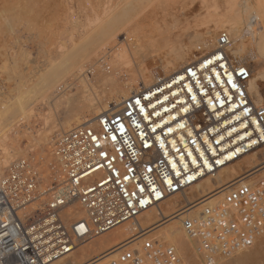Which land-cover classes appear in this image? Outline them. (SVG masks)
<instances>
[{
  "label": "built area",
  "instance_id": "built-area-1",
  "mask_svg": "<svg viewBox=\"0 0 264 264\" xmlns=\"http://www.w3.org/2000/svg\"><path fill=\"white\" fill-rule=\"evenodd\" d=\"M231 48V35L221 32L198 60L58 135V192L41 186L30 159L0 174V264H53L127 224L137 234L96 264H188L139 220L264 150V104L250 93L251 65ZM195 204L181 222L206 264L264 238V177L211 206Z\"/></svg>",
  "mask_w": 264,
  "mask_h": 264
},
{
  "label": "rangeland",
  "instance_id": "rangeland-1",
  "mask_svg": "<svg viewBox=\"0 0 264 264\" xmlns=\"http://www.w3.org/2000/svg\"><path fill=\"white\" fill-rule=\"evenodd\" d=\"M78 1H80V5L87 4L80 6ZM82 1L86 2L83 3ZM88 1L89 0H0V174L6 173L9 167L15 162L21 159H30L33 161L40 174L41 186L45 190L53 188L58 192L57 187L63 182L64 173L52 154V142L58 135L70 130V125H72L73 128L78 126L76 120L91 119L95 117L96 113L94 109H86L85 111L84 108H81L83 106V100L81 98L83 94L79 91L81 86L73 75L68 78L69 84L72 85V90L67 92L68 95H64L74 97L72 104H70L71 106L65 103L64 96H60L59 100L51 106L52 104H49L46 100L48 97L47 91H43L40 85L42 84L44 76L58 68L62 64L65 56L73 53L71 49L75 52L83 42L85 43L86 40H88L89 36L86 37L87 34L96 39V41L93 39L94 42H96L95 49L97 45L103 46H99L96 52L100 51V48L103 51L107 48V50L112 49L114 52V50L116 51L115 48L118 49L116 45H129L133 42L131 44V46L134 44L132 46L133 48L136 44L138 45V47H135L136 50L134 49L133 51L141 55V57L139 54L135 56L137 63H143V61L147 59L145 64L150 65L154 60L159 63L160 58L168 51L166 46L167 42H165V40L167 41V37L176 38V36L179 35L182 36L181 39L187 38L188 41V36L190 37L192 35V37H195L210 32L209 36L214 41L215 46L219 34L221 32H228L224 29L218 30L214 26L208 27L210 25L207 24V21L209 20L208 16L210 12H214L215 8H218V12L222 10L226 12L223 8L225 5V9L227 8L230 0L229 2H227L228 0H117V2L116 0L100 2L99 0L100 3L98 0L96 1L97 3L93 0L94 3L90 1L91 6ZM98 3L101 5L99 6ZM102 4L103 6L106 4V6L102 7ZM96 6L99 7L96 8ZM190 6L195 8L192 7V11L187 12L186 8ZM91 7H93L92 12ZM183 7L185 10H182ZM93 11H98L100 13H98V15L94 12V14ZM90 13L93 16H91ZM95 15L99 18L96 17L95 19ZM133 15L136 17H133ZM100 16L102 17V21L100 20ZM141 17H143L142 20L145 19L148 21L146 22L143 20V22L139 24ZM172 18L176 21L174 20L173 22ZM84 19H86V21L89 20L88 22L92 19L93 21H91L96 25L92 26L91 22V25H89ZM97 19L101 22H97ZM167 20H170V22ZM204 22L206 24H204ZM128 24L130 26H128ZM83 25L86 26L84 27ZM82 27L84 28L82 29ZM86 27L90 29L86 30ZM130 28L134 31L131 32ZM90 30L91 32L97 31L98 33H93L94 36H92L93 34L91 32L89 33ZM104 30L106 33L102 32ZM100 32H102L103 35L106 34L105 38ZM108 32L110 34H107ZM112 33L115 35L117 34L116 37L113 36L114 38H112V35H114ZM106 36L109 37L107 38ZM82 37H86V40H81ZM91 37L89 38L92 39ZM126 37L129 40H126ZM100 38L102 40H99ZM104 39L109 40L110 43H108L109 41H105L107 44H102ZM184 40L186 41V39ZM151 42L153 45H150ZM160 42L163 43V46L160 45ZM188 42L190 43V41ZM189 43L187 44L189 45ZM75 44H77V48L74 47ZM142 47L144 48L143 50H141ZM151 53H154V56L158 57L154 58ZM158 53L161 56H159ZM143 54H146L145 57L142 56ZM200 55L201 53H197V56ZM97 57H100L101 60ZM92 58L93 59L88 63L89 66L87 65V77L95 89L99 91V89H103V86L99 84L98 78L100 76L102 77V74L104 75V71L102 70V73L100 71L102 67H105L103 63L106 62V60L104 59V62L102 61L103 58H105L103 53L97 56L94 55ZM93 62L97 64V68ZM247 62L251 65L252 69H255H253L254 77L252 89H254V91L258 90L264 95V56H259L252 60L247 59ZM93 67L96 69H93ZM96 73L101 74L99 75ZM90 75L91 77H89ZM62 99L63 101L61 102ZM256 100H258L257 96ZM78 107L81 108V110L77 109ZM76 109L78 111H76ZM73 110L74 112H72ZM69 119L71 122L68 121ZM2 130H4V132H2ZM1 132L5 134L1 135ZM9 150L12 152L10 155L11 157L6 156ZM257 153L264 155V150ZM5 157L9 159L6 160ZM234 165L238 166V163ZM263 171L264 169L248 179L256 180L264 177ZM124 230L125 228H119L108 233L104 237L102 236L95 239L91 246L83 251L78 250L75 258H83L85 253L97 254L99 249L105 246L107 240L115 243ZM238 254L236 253L235 256L232 255L233 258L220 256L216 264H223L224 261H230V259L238 260L239 258L247 260V263L244 264H263V262H258L257 256H263L264 258V238L255 247L240 251ZM253 257L255 258L253 259ZM202 258L199 264H206L205 258ZM183 259L188 264H192L187 258L183 257Z\"/></svg>",
  "mask_w": 264,
  "mask_h": 264
},
{
  "label": "bare ground",
  "instance_id": "bare-ground-1",
  "mask_svg": "<svg viewBox=\"0 0 264 264\" xmlns=\"http://www.w3.org/2000/svg\"><path fill=\"white\" fill-rule=\"evenodd\" d=\"M90 1H93V0H89L88 1L89 4H90ZM96 1L97 0H95V2ZM101 1H106V0H100V2ZM113 1H115V0H113ZM118 1H121V0H118ZM78 2L80 5V1H78ZM85 2H83V3H85ZM98 2H99V0H98ZM116 2H117V0H116ZM227 2H229V0ZM92 3H94V1ZM105 3H107V2H105ZM85 4H87V3H85ZM192 4H194V3H192ZM84 5L82 4L80 6H84ZM100 5L101 4H99V6ZM110 5H111V3H110ZM90 6H91V4H90ZM104 6H106V4ZM104 6L102 4V7H104ZM87 7H85V8H87ZM98 7L96 6V8H98ZM192 7L193 6L186 8L187 12H190V11H192L193 8H195V7H193V8ZM225 7H226V5L224 6L223 9L226 10V12L223 10L221 12H218L217 11L218 8H215L214 12H210V15L208 16L209 20L207 21L208 22L207 24L210 26H208V27L214 26L218 30L224 29V30L228 31V33L232 37V48H231L232 55L237 60H239L241 62H247V59L252 60V59H255L259 56H264V0H230L226 9H225ZM92 8L93 7H91V12H92ZM82 9H84V8H82ZM93 10H95V9H93ZM105 10H107V9H105ZM182 10H185V8L183 7ZM94 12L95 11H93V13ZM104 12H106V11H104ZM95 13L98 14L100 12L97 11ZM85 14H88V13H85ZM90 15H91V13H90ZM135 15H137V14H135ZM135 15H133V17H136ZM142 15H143V13H142ZM91 16H93V15H91ZM171 16H172V14H171ZM96 17L99 18L98 16L95 15V19H96ZM138 17H137V20H138ZM143 17H144V15H143ZM143 17H141L139 24H141L143 22V20L146 22L148 21L145 19L142 20ZM87 18H88V16H87ZM92 18H94V17H92ZM101 18L102 17L100 16V20H101ZM86 19H84V20L86 21ZM91 20H90V22L92 23V26L93 25L95 26L96 24H93V22H92L93 20L92 21ZM100 20L97 19V22L102 21V20L101 21ZM172 20H173V18H172ZM174 20H173V22H174ZM88 21L89 20H87L86 22H88ZM167 21L170 22V20H167ZM90 22H88L89 25H91ZM176 23H175V25H176ZM79 24H81V23H79ZM204 24H206V23L204 22ZM98 25H99V23H98ZM128 26H130V25L128 24ZM84 27H82V29ZM173 27H175V26H173ZM94 28H93V30H94ZM85 29L88 30L90 28L87 29V27H86ZM96 30H98V29H96ZM130 30H131V28H130ZM123 31H124V29H123ZM133 31L134 30H131V32H133ZM168 31H165V32H168ZM90 32H91V30L89 31V33ZM96 32H91V33L96 34ZM102 32H105V30ZM102 32H100V33H102ZM209 33L210 32H207L203 35H199V36H195V37H192V35L190 37L188 36V41H190V43L187 41V38H184V39H186V41H185L184 39H181L182 36H179V35L178 36L175 35L176 38H169L166 36L167 41L165 40V42H167L166 46L168 48V51L164 54L163 57L160 58L161 61L159 60V63L155 62V60H154L151 62L150 65L145 64V61L147 62V59L144 60L143 63H137L135 56L138 55L139 53H137L133 50L135 49L136 46L138 47V45L136 44V46L133 48L132 46L134 44L131 46V44L133 42L129 45L128 44L122 45V46L116 45V47H118V49L115 48L116 51L114 50V52L112 49L107 50L108 48L106 50L104 49V51L100 48L99 49L100 51L97 50L98 52H96V49L99 48V46H101V45H97L98 47L96 46V49H95V43L96 42H94V40L96 41V39L92 38L91 35L87 34L86 37L89 36L92 39H90L88 37V40H86L85 39L86 37L85 38L82 37L81 40L84 39V40H86V42L85 43L83 42V44H81V45L79 43L80 46L78 47V49H76L75 52L71 49V51L73 53L71 52L72 54H70V55L66 54L67 56L64 57L62 64L58 68L54 69L51 73L44 76V78L42 79V84L40 86H42L43 91H47L48 97L46 98V100L48 101L49 104H52L51 106H53L59 100L60 96H64L65 94L68 95L67 92L72 90V85L69 84L68 78L72 77L71 75H73L76 78V81H78L80 86H81L79 91L81 92V94H83V96L81 97L83 100L82 101L83 106L81 108L82 109L84 108L85 111H86V109L87 110L94 109L95 113H96L95 117H97V116L107 112L111 106H119L122 103V101L125 98L129 97L131 94H133L135 92H139L143 88L149 87L150 85H152L153 83H155L159 79H161L163 77H167L171 74H174V73L178 72L179 70L183 69L188 64H190L192 61H195V60H198L199 58H201L204 53L213 49V46H214V41L210 38ZM94 34L92 36H94ZM107 34H110V33L108 32ZM112 34H114V33H112ZM102 35H103V33H102ZM105 35L106 34L103 35L104 38H105ZM116 35L115 34L112 35V38H114L113 36L116 37ZM180 35H182V34H180ZM127 37H129V36H127ZM127 37H126V40L128 39ZM168 38H169V40H168ZM192 38H193V40H192ZM99 40H102V39L100 38ZM105 41L107 42L109 40L104 39L103 42L101 41L102 44L106 43ZM144 41H145V39H144ZM184 42L189 43V45L187 43H184ZM249 42H251V43H249ZM108 43H110V41ZM123 43H124V41H123ZM128 43H130V42H128ZM148 43H150V42H148ZM158 43H159V40H158ZM162 44L163 43H161L160 45L163 46ZM110 45H112V44H110ZM142 45H143V43H142ZM150 45H153V43L151 42ZM105 46H107V45H105ZM74 47L77 48V44H75ZM101 47H103V46H101ZM108 47H109V45H108ZM143 49L144 48L142 47L141 50H143ZM151 50H153V49H151ZM138 51H140V50H138ZM95 52H96V54H95ZM100 53H103V56L105 57V58H103L102 61L104 62V59H105L106 62L103 63L104 65L102 64L105 67H102V69L100 71L102 73V70H103L104 75L102 74V77L100 76L98 78L99 84H101L103 86V89L102 90L99 89V91H97L87 77V74H88L87 65L93 59L92 57H94V55L97 56ZM154 53H151V54H153V56H154ZM197 53H199V54L201 53V55L197 56ZM145 55L143 54L142 56L145 57ZM139 56L141 57L140 54H139ZM159 56H161V55L159 54ZM101 57H102V54H101ZM157 57L158 56H156V57L154 56V58H157ZM97 58L99 60H101L100 57H97ZM152 58H151V60H152ZM94 60H97V59H94ZM95 65L97 68V64H95ZM90 67H92V66H90ZM94 67H93V69H96ZM253 69H252L253 75H252V78L250 81V93H251L254 101L257 104H264L263 93L259 92L258 90L254 91V89H252L254 70H255V69L254 70ZM90 72H89V74H90ZM96 74H99V73H96ZM96 74H95V76H96ZM91 75L89 77H91ZM97 77H98V75H97ZM79 84H77V85H79ZM77 90H78V88H77ZM78 95H79V93H78ZM256 96H257L258 100H256ZM72 97L73 96H64L65 103L68 105L72 104V102L74 100V97H73V99H72ZM63 99L61 100V102L63 101ZM79 107L77 109L81 110V108H79ZM77 109H76V111H78ZM72 112H74V110ZM85 114H86V112H85ZM57 115H59V114H57ZM68 117H70V116H68ZM71 117H73V116H71ZM78 117H80V116H78ZM95 117H93L91 119H87V120H80L79 119V120H76V123L78 126L85 125V124L89 123L91 120H93ZM76 119H77V117H76ZM68 121H70V119ZM70 122H69V125H70ZM73 122H75V121H73ZM70 128L73 129V126L70 125ZM4 130H2V132H4ZM5 133H6V130H5ZM5 133H2L1 135H4ZM11 153L12 152H10V150H9V152L6 153V156L11 157L10 156ZM17 153H19V152H17ZM14 154H15V152H14ZM5 159H6V157H5ZM8 159H6V160H8ZM239 162H241V163H239ZM239 162H238V166L233 164L231 166H228V167L222 169L218 174H216L213 177L203 178L199 183H197L195 186H193L182 197H180V196L174 197L173 199L167 201L160 209L156 208V209H153L152 211H150L149 213L145 214L139 220L140 224L142 226V230L151 228V230H149L145 234L153 231L155 234H158L163 239V241L174 246L182 257L187 258L192 264H199V262H201V259H203L202 257H204L203 253L200 252V250L198 249L199 248L198 243L194 239H192L184 230V228L182 226V222H181L182 218H183L181 211H183L185 208L189 207L193 203H197V204H195V207L198 210H200L201 207H203L204 205L211 206V205L215 204L216 202L223 199L224 196L227 194V192H229L233 187L247 183L248 178L250 176H253L257 172L264 169V155L263 154L260 155L258 153H253V154L245 157L244 159H242ZM120 228H122V229L125 228V230L123 231V233L121 235H119V237L117 238V241L115 243H113L110 240H107L105 246L100 248L99 252L97 254L85 253L83 258H81V257L75 258L76 254L78 252V250H77L74 253H72L71 255L67 256L66 258H64L60 261H57L53 264H96L97 260L96 261H93V260L104 255V254H105L104 257H101V258H106V257L109 258V257L114 256L115 254H117L121 250L118 246L123 245L129 239H131L133 236H135L137 234V231H135V226H131V225L127 224V225L120 227ZM106 235H104V236H106ZM93 243H94V241L83 246V247H81L79 250L83 251L87 247L91 246ZM239 252H236V253L238 254ZM235 254H234V256H235ZM243 254H245V253H243ZM238 255H240V254H238ZM238 255H237V257L239 258ZM241 256H243V255H241ZM223 257H225V256H223ZM228 258H233V257L231 256ZM254 258L255 257H253V259ZM257 258H258L259 263L263 262V264H264L263 256L262 257L257 256ZM242 259L241 258H239L238 260H236V259L231 260L230 259V261H226V262L224 261L223 264H233V263L244 264V263H247V260H242ZM221 262H223V261H221ZM216 263H217V260L214 264H216Z\"/></svg>",
  "mask_w": 264,
  "mask_h": 264
}]
</instances>
